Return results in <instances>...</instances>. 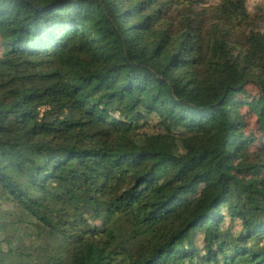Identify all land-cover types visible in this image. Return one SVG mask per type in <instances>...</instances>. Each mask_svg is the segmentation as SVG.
<instances>
[{
	"label": "trees",
	"instance_id": "obj_1",
	"mask_svg": "<svg viewBox=\"0 0 264 264\" xmlns=\"http://www.w3.org/2000/svg\"><path fill=\"white\" fill-rule=\"evenodd\" d=\"M179 1L0 0V264H264V9Z\"/></svg>",
	"mask_w": 264,
	"mask_h": 264
},
{
	"label": "rangeland",
	"instance_id": "obj_2",
	"mask_svg": "<svg viewBox=\"0 0 264 264\" xmlns=\"http://www.w3.org/2000/svg\"><path fill=\"white\" fill-rule=\"evenodd\" d=\"M183 1V0H180ZM179 1V3H180ZM199 2H202L201 5H196L199 12L201 13V10H207L209 13L216 11V8L218 5L222 3V0H198ZM189 4V2H188ZM179 8H182L181 5H178ZM247 13L249 14L250 19L248 21H243L240 19L239 16L228 17L225 14L220 15L223 16V20L219 21V28L220 32L218 33L219 36H225L228 37L229 43H232L234 47L241 48L242 46H245L247 43L249 36L252 31L260 30L262 28V22H261V9H264V0H248L246 4ZM236 12V11H235ZM204 14V13H202ZM213 22V21H212ZM75 43H73L74 45ZM6 50L4 46L2 45V42L0 40V58H5ZM58 64L53 63L50 65V67H32V66H21L19 67V70L29 72L30 74H36L40 76L44 75H50L52 71H57ZM10 69L6 68L4 66L0 65V74H8L10 73ZM54 80L49 81L48 84H51ZM247 102V105L245 107L240 108V113L242 114L244 120L248 122V127L245 130V133L249 136H256L261 140V142L258 143L260 146L262 142H264V133H261L258 129V126L256 124V117L252 110V106L255 105L258 101H260V93L259 90L254 85H248L246 88V94H241L238 96V98L235 99V102ZM160 128L156 125L155 122H152L150 124L149 133H153L154 131H159ZM238 164L242 163V159H239L236 161ZM258 175L252 174L251 178H257ZM260 177V176H259ZM262 177V176H261ZM260 177V178H261ZM2 209L6 211H13L15 210L8 206L7 204L2 203ZM225 227H228V221L225 225ZM241 230V223L236 222V224L232 227V232L234 234H238ZM201 240L202 237L200 236L198 238V244L201 247ZM122 258H120L121 260Z\"/></svg>",
	"mask_w": 264,
	"mask_h": 264
}]
</instances>
